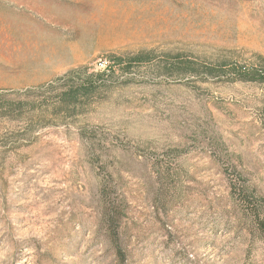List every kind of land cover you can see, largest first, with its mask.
<instances>
[{"label":"rangeland","instance_id":"374dc122","mask_svg":"<svg viewBox=\"0 0 264 264\" xmlns=\"http://www.w3.org/2000/svg\"><path fill=\"white\" fill-rule=\"evenodd\" d=\"M8 101L0 264H264V0H0Z\"/></svg>","mask_w":264,"mask_h":264},{"label":"trees","instance_id":"16d2710c","mask_svg":"<svg viewBox=\"0 0 264 264\" xmlns=\"http://www.w3.org/2000/svg\"><path fill=\"white\" fill-rule=\"evenodd\" d=\"M62 81H63V77L57 79L54 83L52 82L51 85L58 84ZM82 87H84V85H82ZM75 95H76V92L73 91L72 88L64 92L63 90L60 91L59 96H58L59 104L63 105V102L73 103L76 100ZM10 102L11 101H8L7 104L0 105V115L8 116L9 113L13 112L12 105ZM232 190L235 194H237V197H239L238 200L241 203L243 202L242 203L243 205L245 204L247 208V211L245 212L249 215V217H251L252 223H255L256 225L255 227L258 231L259 236L261 237V239L264 240V211H262L264 204L263 203L255 204L253 202H250L245 194V189L242 186L239 187V185L238 186L236 185L235 188H232ZM117 219H118L117 210L110 211L109 218H108L109 220L108 225H109V230H110L109 238L116 246L119 244V241H120L119 234L117 233V230L114 229V224H116ZM116 254L119 259H121L122 261L125 260L126 254L124 251L119 249V247H117Z\"/></svg>","mask_w":264,"mask_h":264}]
</instances>
